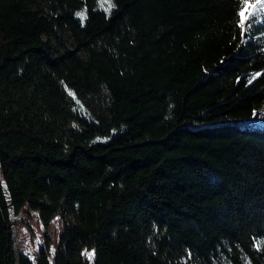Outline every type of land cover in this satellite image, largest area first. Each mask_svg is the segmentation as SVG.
<instances>
[{
  "label": "trees",
  "instance_id": "16d2710c",
  "mask_svg": "<svg viewBox=\"0 0 264 264\" xmlns=\"http://www.w3.org/2000/svg\"><path fill=\"white\" fill-rule=\"evenodd\" d=\"M95 3L0 0V264H264V13ZM24 205L66 221L52 260Z\"/></svg>",
  "mask_w": 264,
  "mask_h": 264
},
{
  "label": "rangeland",
  "instance_id": "374dc122",
  "mask_svg": "<svg viewBox=\"0 0 264 264\" xmlns=\"http://www.w3.org/2000/svg\"><path fill=\"white\" fill-rule=\"evenodd\" d=\"M101 2L102 0H96L95 6L101 7ZM112 2L114 3V0ZM77 13H84L86 17L84 8H77L75 14L77 15ZM78 17L81 19L80 16ZM86 101L90 109L94 108V110H97L95 101L87 99ZM10 219L12 223V239L17 251L26 252L36 262L37 253L40 247L43 246L46 248L50 259H53L58 246L57 240L63 232L66 223L59 213L48 224H44L35 209L24 205L16 212L11 211ZM68 219L74 221L70 215H68Z\"/></svg>",
  "mask_w": 264,
  "mask_h": 264
},
{
  "label": "snow or ice",
  "instance_id": "6c2138e0",
  "mask_svg": "<svg viewBox=\"0 0 264 264\" xmlns=\"http://www.w3.org/2000/svg\"><path fill=\"white\" fill-rule=\"evenodd\" d=\"M101 7L110 15L111 11L115 8V4L112 0H102ZM261 13H264V0H243V7L239 9V27L242 30V36L245 35L246 24ZM77 15L80 16L82 20L86 18L84 13H77ZM249 83H251V80ZM257 243L259 244L260 242ZM85 255L91 259L94 253H85Z\"/></svg>",
  "mask_w": 264,
  "mask_h": 264
}]
</instances>
